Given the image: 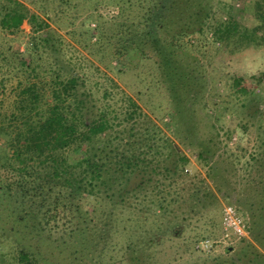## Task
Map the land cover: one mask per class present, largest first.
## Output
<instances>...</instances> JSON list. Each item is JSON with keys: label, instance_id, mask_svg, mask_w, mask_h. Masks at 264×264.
Returning <instances> with one entry per match:
<instances>
[{"label": "trees", "instance_id": "obj_1", "mask_svg": "<svg viewBox=\"0 0 264 264\" xmlns=\"http://www.w3.org/2000/svg\"><path fill=\"white\" fill-rule=\"evenodd\" d=\"M28 1L35 4V0ZM128 2L137 6L140 15L132 24L120 23L118 43L121 52L117 54L123 53L122 50L136 49L139 56L153 53L157 57L159 79L170 96L171 110L167 127L172 130L187 126L193 128L189 123L195 121L193 75L178 58L185 53L183 49L196 45L190 40H185V44L186 36H190V39L194 33L207 35L209 32L211 42L217 44L219 41L221 48L226 47L231 39L253 48L264 44V0L252 2V15L256 22L251 28L242 25L230 11L219 15L214 23L205 24V17L212 13L209 0ZM38 8L42 17L19 0H0L1 27L16 32L23 20H27L32 32L24 43L25 50H17L12 54L28 79L26 83L19 81L15 87L16 98L11 112H0V167L10 175V180H1L0 194L7 193L10 200L14 201L11 212L19 213L17 220L20 222L35 219L37 213H31L34 209L42 213L46 222L59 214L67 217L70 239L82 235L86 230L88 235L89 232L95 235V240L100 238L96 237L99 225L95 219L105 206L108 212L103 214L101 230L105 228L108 235L101 236L102 250L115 249L119 244L116 237L122 234L126 235L124 246L134 257L138 243L127 230L128 224L134 219L130 215L134 204L132 199L138 196L141 201L148 199L153 213L158 211L155 217L158 221L174 219L176 214L171 206L181 200L183 189L180 183L188 179L185 169L190 160L185 152L166 139L167 146H161L162 149H168L164 163H145L143 156L146 151L137 150L136 147L141 141L139 131H135L133 126L117 130L123 121L134 123L144 115L141 106L126 93L117 106V101H113L115 94L105 89L102 96L106 101L97 104L92 91L85 88L84 73L77 71L69 60L64 59L63 53L57 56L53 54L56 53V45L60 48L62 44L58 36V44L52 40L56 30L48 22L51 18L49 12L41 4ZM101 35L97 33V41L102 39ZM204 38L207 39L206 36ZM178 49H182L179 54ZM32 78L35 82H31ZM263 80L264 70L248 78L236 76L232 80L234 93L244 100L252 101L258 96L256 89ZM213 89L219 92L220 87H217L216 82ZM212 93L208 92L207 97L212 96ZM205 104L200 107V115ZM255 111H258L257 108ZM191 134L181 137L184 140ZM218 143L212 139L205 142L200 140L199 144L197 142V157L206 167V175L189 186V196L196 199L200 209L205 208L210 204L209 200L215 197L213 187L224 198H228L225 190L221 189L222 183H219L224 181L218 169L219 162L212 160L211 147ZM209 144L212 146L209 147ZM161 147L154 143L149 146V150L160 154ZM236 158L238 156L232 157L231 163ZM251 159L253 162L245 168L249 174L253 169L256 170L255 174L260 178L246 182L253 186V191L250 197H242L244 205L241 211L247 215L245 220L249 237L240 238L233 246H227L210 264H236L244 258L247 264L264 261V254L257 250V247L264 250V151L259 152L257 157L251 155ZM205 178L210 179V186L206 184ZM208 207H212V204ZM220 208V204L216 203L209 209L215 217H210L207 223L222 221ZM145 219L148 217L143 221ZM28 227L32 236L38 234L36 223L31 222ZM174 227L178 231L172 228L171 232L179 234L181 229L176 223ZM89 238L79 239L77 246L69 250L70 253L86 256L85 252L94 241L92 237ZM0 246L3 243L0 242ZM71 247L68 245L65 248ZM107 253L110 254V251ZM86 254L93 255L89 251ZM99 255L97 253L96 257ZM16 257L17 260L10 264H37L40 261L29 247L24 246L18 249Z\"/></svg>", "mask_w": 264, "mask_h": 264}, {"label": "rangeland", "instance_id": "obj_2", "mask_svg": "<svg viewBox=\"0 0 264 264\" xmlns=\"http://www.w3.org/2000/svg\"><path fill=\"white\" fill-rule=\"evenodd\" d=\"M19 1L40 17L43 16L38 8L40 4L49 12L51 18L48 22L51 28L56 30V36L52 40L58 44V36L62 44L60 48L56 45V53L53 54L57 56L63 53L64 59L69 60L77 71L84 73L85 88L92 91L97 104L106 101L102 96L104 89L115 94L113 101H117V106L124 93L136 99L144 115L138 117L134 123L123 121L117 126V130L133 126L135 131H139L138 137L141 141L136 147L137 150L146 151L143 156L145 163H164L168 149H162L161 146H167L166 139L185 152L190 163L185 169L188 179L180 183L183 189L181 200L171 206L176 214L174 219L158 221L155 218L158 211L153 213L148 199L141 201L140 196L132 199L135 205L133 204L130 215L134 219L128 224L127 230L138 243L134 257H131L132 253L124 246L126 235L122 234L119 238L116 237L119 244L115 249L102 250L101 236L108 235L105 228L101 230L103 214L108 212L105 206L95 219V223L99 225L96 237L100 238L95 240V235L92 232L88 235L86 230L82 235H75L70 239L67 217L59 214L46 222L42 213L34 209L31 213H37L35 219L20 222L17 220L19 213L11 212L14 201L10 200L7 193L0 194V242L3 243V246H0V264L16 261V254L22 246L29 247L36 254L40 260L37 264H210L227 246H216L209 253L195 249L198 240L215 239L221 234L222 221L207 223L210 217H215L209 209L219 203L221 210L223 205L231 203L238 208L244 219H247L246 213L241 211L244 205L242 197H250L253 186L246 182L260 178L256 176V170L252 168L253 171L249 174L245 167L253 162L251 155L257 157L259 152L264 151V80L256 89L258 96L252 101L244 100L234 93L232 80L236 76L248 78L264 70V44L253 48L231 39L226 47L221 48L219 41L217 44L211 42L212 36L209 32L207 35L194 33L190 39V36H186L185 44V40H190L196 45L188 46L187 50L183 49L185 53L178 58L193 75L192 93L196 96V103L193 105L196 110L195 121L189 123L193 128L187 126L172 130L167 127L171 110L170 96L168 89L159 79L157 57L153 53L139 56L136 49L122 50L123 53L117 54L121 52L118 43L119 25H129L137 20L140 12L136 5L132 2L129 4L128 0H35V4L28 0ZM252 2L253 0H209L212 13L205 17L204 23L212 24L219 15L230 11L242 25L251 28L256 22L252 15ZM98 32L102 34L100 41H97ZM31 34V25L27 20H23L16 32L3 29L0 24L1 113L11 112L16 98L15 87L19 81L26 83L28 79L12 54L17 50H25L24 43ZM181 50L178 49L177 53ZM31 82H35V79L32 78ZM215 82L217 87H220L218 93L213 89ZM210 91L213 95L207 97ZM204 103L206 104L202 107L200 115V107ZM255 108L258 111H255ZM188 133H192L191 136L183 140L181 136L184 137V134ZM210 139L219 142L217 145L208 146H212L213 162H219L218 169L224 179L219 183H222L221 189L225 190L228 198H224L213 187L215 197L212 201L209 200L210 204L200 209L196 199L193 200L189 196V186L206 175V167L197 157V142L199 144L200 140L205 142ZM154 143L161 147L160 154L149 150V146ZM234 156L238 158L231 163ZM9 176L7 171L0 167V182L10 180ZM205 182L210 186L209 178H205ZM240 192L244 194H239ZM211 204L212 207H208ZM146 217L148 219L143 221ZM31 222L37 224L36 236L29 233L28 224ZM175 223L181 229L179 234L171 232L172 228L175 232L178 231L174 227ZM86 236L94 239L88 250L93 255L89 256L87 251L86 256L79 257L73 252L75 257L69 250H73L79 239L81 241ZM68 245L72 247L66 249ZM233 245L234 242L228 246ZM257 250L264 254L260 247H257ZM97 253L100 254L99 257H96ZM245 260L244 258L236 264H247ZM258 264H264V261Z\"/></svg>", "mask_w": 264, "mask_h": 264}, {"label": "built area", "instance_id": "obj_3", "mask_svg": "<svg viewBox=\"0 0 264 264\" xmlns=\"http://www.w3.org/2000/svg\"><path fill=\"white\" fill-rule=\"evenodd\" d=\"M222 226L218 238H202L195 243V249L200 252L209 253L214 247L228 246L240 238L248 236L247 222L237 208L227 203L221 209Z\"/></svg>", "mask_w": 264, "mask_h": 264}]
</instances>
